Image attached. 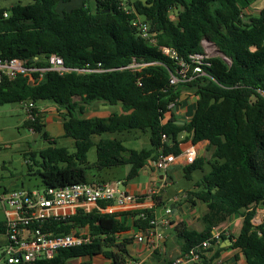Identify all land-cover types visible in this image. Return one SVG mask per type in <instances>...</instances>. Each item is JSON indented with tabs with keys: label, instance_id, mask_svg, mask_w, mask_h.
I'll return each instance as SVG.
<instances>
[{
	"label": "trees",
	"instance_id": "1",
	"mask_svg": "<svg viewBox=\"0 0 264 264\" xmlns=\"http://www.w3.org/2000/svg\"><path fill=\"white\" fill-rule=\"evenodd\" d=\"M70 1L28 0L0 8V59H27L45 67V60L54 54L71 69L61 75L45 71L34 84L21 76L3 78L0 83V106L50 101L62 119L63 137L73 140V152L55 147V140L42 132L40 114L33 123L25 122L49 143L31 153L39 168V188L107 182L100 178L91 182V173L125 165L130 166L128 181L155 158L162 135L171 144L165 152L178 156L176 138L186 132L192 144L206 143L208 152V157L196 158L182 168L186 179L194 171L203 172L186 200L190 205L195 201L206 204L207 212L200 232L180 230L181 255L209 239L228 217L238 215L242 223L232 245L241 250L247 264H264V219L257 226L251 222L255 209L264 208V8L252 15L245 9L254 0H134L133 9L147 22L153 45L131 26L135 15L118 10L113 0H87L77 8L58 10ZM203 40L219 55L193 60L190 56L203 55ZM159 46L174 50L188 65L187 80L169 84L178 67ZM132 63L143 67L132 72L127 68ZM196 66L200 72L192 73ZM98 68L103 71H81ZM182 90L196 97L192 116L182 125L173 118L164 122L167 107L178 104ZM95 102L119 104L120 112L105 118L78 116ZM133 130L149 133L148 147L128 150L117 139L95 143L91 139ZM92 147L96 158L89 163L87 153ZM204 165H209L208 172ZM98 204L104 207L106 203ZM131 218L143 230L152 228L150 222H154L147 209L133 212ZM85 226L92 237L89 243L60 249L50 259L19 264H66L76 258L88 259L79 264H92L95 255H102L108 264L128 262L124 245L114 239L126 227L113 213L76 209L66 219L51 222L47 230L69 234ZM4 233L1 220L0 235ZM202 259L201 255L195 264Z\"/></svg>",
	"mask_w": 264,
	"mask_h": 264
},
{
	"label": "built area",
	"instance_id": "2",
	"mask_svg": "<svg viewBox=\"0 0 264 264\" xmlns=\"http://www.w3.org/2000/svg\"><path fill=\"white\" fill-rule=\"evenodd\" d=\"M113 1L121 12L128 15L133 13L135 15L131 21V26L139 37L155 45V39L149 32L147 22L135 13L131 2L129 0ZM6 16L7 13L4 11L2 17L5 18ZM201 45L202 49L203 45L208 47L213 46L205 40L201 42ZM213 48L215 47L213 46ZM158 49L163 55L174 60L178 67L176 76L171 75L169 84L175 85L179 81L187 80L188 65L177 56L176 52L163 46H159ZM190 57L198 61L203 57L209 56L203 53V55H193ZM45 63L47 64L45 67H38L35 63H29L27 59H0V83L3 78L12 80L21 76L26 78L29 84H34L40 80L45 71H53L61 75L71 70L64 67L62 59L54 54L49 55ZM141 67H143V64L132 63L127 68L134 72ZM81 71L100 72L103 70L98 68L93 70L83 69ZM199 72L198 66L192 70V73ZM35 74L38 75L37 78L34 77ZM20 104L23 105L24 121L33 123L39 116L35 103L32 100H26ZM175 106L176 103L169 104L167 107L168 111H171ZM27 130L30 134H34L33 128L29 127ZM165 146L171 147V144H168L166 136L162 135L155 158L147 164L157 172L166 171L179 157L186 164H192L196 159V148L193 144H189L181 150L178 156L166 153ZM122 184V181H115L114 183H77L64 187L0 190V209L2 210L5 223V233L1 235L3 237L4 252L1 255L0 263L19 264L38 259H50L60 249L77 247L89 243L92 239L89 235L84 236L75 233L55 234L47 230V228H49L51 222L62 221L73 215L76 209L83 208L87 210V207L97 205L98 202H106L118 207H133L138 197L126 192ZM170 212L169 208L165 209V215H169ZM160 222L161 226L169 225L168 219H162ZM150 224L153 226L154 222L152 221ZM161 238L160 233L148 228L145 234L138 236L136 240L143 242L151 249H155ZM219 240L220 233L212 232L209 239L191 248L187 253L176 259L173 264H182L186 260L197 262L204 251L209 249L212 243H216Z\"/></svg>",
	"mask_w": 264,
	"mask_h": 264
},
{
	"label": "crops",
	"instance_id": "3",
	"mask_svg": "<svg viewBox=\"0 0 264 264\" xmlns=\"http://www.w3.org/2000/svg\"><path fill=\"white\" fill-rule=\"evenodd\" d=\"M73 1L74 0H71L70 2ZM85 1L87 0H81V4ZM81 4L78 5L80 6ZM63 8L65 9L66 7ZM263 8L264 0H254L251 2L248 9L245 10L246 13L256 15ZM74 100L77 101L78 98H74ZM195 101L196 97L193 95V92L189 90H182L178 104H176V106L166 114L163 121L165 122L169 118H173L177 122L188 121L193 114ZM35 105L41 117L42 131L45 128L43 132L47 134L48 138L54 139L49 135V132L52 129L56 130V137H63L62 119L57 113L56 106L50 101H38ZM102 108H106V104L95 102L87 106L84 109V112L78 116L84 119L105 118L112 114L106 112V110H103ZM59 128H61V131ZM33 135L34 137L38 136L36 134ZM187 136L188 134L186 132H181L176 138L177 147L180 152L189 144H192L190 136H188V138ZM91 139L95 143L100 138L99 136H93ZM106 139L115 138L109 137ZM193 145L196 148V158L207 157L208 152H206V143L198 142ZM126 149L139 150L129 148ZM149 161L150 160H148L146 165L138 171L134 178L128 181L125 180V177L130 169V166H128V169L124 173L123 177H115V174L112 173L113 169L105 170L100 173H96L94 171L91 173V182L98 178L107 182L111 181V179L113 181H122L123 189L126 192L138 197V200L133 207H118L114 204L105 202L106 204L104 207L97 204L90 205L87 207V210L83 208L78 209H82L86 213L90 211H97L101 214L113 213L116 215V219L126 228L124 231L116 233L114 235V239L116 244L124 245L128 254V264H173L176 259L182 256L179 248L180 230L186 229L200 232L203 229L202 217L207 212L206 204L200 201H195L193 205H190L186 200L187 194L196 190L195 183L203 172L194 171L190 174L189 179H186L183 176L185 180L191 181L190 186L172 193L169 188L174 183L173 175L175 173V167L181 166L183 168L184 166H189L190 164L184 163V160L179 157L177 158V161L174 164H171L166 171L157 172L147 165ZM141 170H147L149 173L145 174L144 178H140L141 173L139 174V172ZM195 172H200L197 178H194ZM157 207L163 210L164 215L166 208H169L171 212L169 215L162 217L158 214ZM143 209L151 211L154 216V225L150 229L154 232L160 233L162 236L155 249H151L143 242H138L136 240L138 236H143L145 234L146 229L143 230L134 225L131 214ZM255 211V216L251 222L254 226H257L264 219V208L257 207ZM162 219H168L169 225L161 226L160 221ZM241 223L242 218L238 215H234L228 217L215 227L212 232L220 233V240L212 244L209 249L204 251L202 254L203 259L202 261H199V264H247L245 256L241 250L232 245V239L239 234ZM70 233L84 236L89 235L87 226L79 229H72ZM86 260L88 259H70L66 264H73L74 261H78L79 264L80 261ZM96 260L98 261L97 263L95 262ZM91 263L108 264L109 261L102 255H95L91 257ZM182 264H195V262L186 260Z\"/></svg>",
	"mask_w": 264,
	"mask_h": 264
},
{
	"label": "rangeland",
	"instance_id": "4",
	"mask_svg": "<svg viewBox=\"0 0 264 264\" xmlns=\"http://www.w3.org/2000/svg\"><path fill=\"white\" fill-rule=\"evenodd\" d=\"M129 1L133 2L134 0ZM27 2L28 0H0V8H9L13 4H26ZM78 4H81V0H74L73 2L64 4L65 6L60 4L58 10H63V7H66L64 10L68 11L71 8L78 7ZM203 53L209 57L219 55L213 46L208 47L206 45H203ZM102 109H105L106 112L109 113H118L120 112V105H106V108ZM24 117L23 105L20 103H10L0 106V190L34 189L41 187L42 184L40 176L36 172L39 168L32 162L31 153H37L39 150L48 147L49 143L42 138V133L34 137L33 134L28 132ZM59 129L61 131V128ZM56 134L57 132L55 129L49 132V135L55 140L54 146L63 147L69 152H73V140L61 136L56 137ZM148 136V132L145 133L141 130H133L129 132L119 131L102 134L99 138L104 139L112 137L119 140L126 148L140 149L149 146ZM95 158V149L92 147L87 153V160L89 163H93ZM37 161L38 157L35 158V162ZM203 168L204 172L209 171V165H204ZM127 169L128 166L125 165L113 169L112 173L115 174V177H123ZM174 170V183L169 188L172 193L177 192L179 189L188 188L191 184V181H187L183 178L181 166L175 167ZM140 173V178H144L145 174L149 172L147 170H141L139 174ZM199 174L200 172H195L194 178H197ZM115 181L111 179L109 183H114ZM157 212L160 216H165L163 210L159 207H157ZM1 220H3V214L0 209V221ZM2 241L3 237L0 235V258L4 252ZM95 262L97 263L98 261L96 260ZM73 264H78V261H74Z\"/></svg>",
	"mask_w": 264,
	"mask_h": 264
},
{
	"label": "water",
	"instance_id": "5",
	"mask_svg": "<svg viewBox=\"0 0 264 264\" xmlns=\"http://www.w3.org/2000/svg\"><path fill=\"white\" fill-rule=\"evenodd\" d=\"M176 124H180V125H182V124H184V122H177Z\"/></svg>",
	"mask_w": 264,
	"mask_h": 264
}]
</instances>
